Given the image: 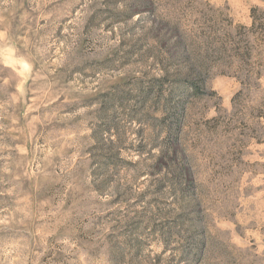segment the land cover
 <instances>
[{
    "label": "rangeland",
    "instance_id": "obj_1",
    "mask_svg": "<svg viewBox=\"0 0 264 264\" xmlns=\"http://www.w3.org/2000/svg\"><path fill=\"white\" fill-rule=\"evenodd\" d=\"M0 264H264V0H0Z\"/></svg>",
    "mask_w": 264,
    "mask_h": 264
},
{
    "label": "clouds",
    "instance_id": "obj_2",
    "mask_svg": "<svg viewBox=\"0 0 264 264\" xmlns=\"http://www.w3.org/2000/svg\"><path fill=\"white\" fill-rule=\"evenodd\" d=\"M25 68H27V65H25Z\"/></svg>",
    "mask_w": 264,
    "mask_h": 264
}]
</instances>
